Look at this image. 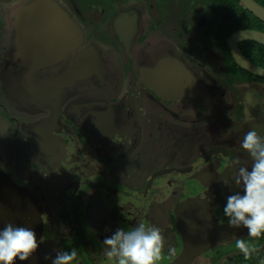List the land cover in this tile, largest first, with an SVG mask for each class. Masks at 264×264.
Here are the masks:
<instances>
[{"label":"flooded vegetation","instance_id":"flooded-vegetation-1","mask_svg":"<svg viewBox=\"0 0 264 264\" xmlns=\"http://www.w3.org/2000/svg\"><path fill=\"white\" fill-rule=\"evenodd\" d=\"M36 1L0 0V170L36 199L43 219L40 258L22 264H51L55 250L73 248L74 264H116L94 250L141 223L161 227L175 248L157 264L180 255L189 264H238L242 251L231 246L251 238L249 251H264V233L232 228L223 213L227 196L242 191L234 162H253L244 134L264 135V78L231 58L234 32L220 41L210 27L213 0L188 5L194 32H157L147 0H85L98 5L90 20L80 0H47L83 36L41 69L19 51L14 21ZM243 43L246 58L264 67L249 55L262 47Z\"/></svg>","mask_w":264,"mask_h":264},{"label":"clouds","instance_id":"clouds-1","mask_svg":"<svg viewBox=\"0 0 264 264\" xmlns=\"http://www.w3.org/2000/svg\"><path fill=\"white\" fill-rule=\"evenodd\" d=\"M242 148L252 159L251 167L239 166L236 160V172L232 177L241 192L228 195L223 213L229 219L232 228H246L249 236L258 237L264 233V135L257 130H248L241 141ZM225 186L229 181H222ZM34 230L28 227L14 226L9 223L0 228V264H15L17 259L28 261L39 249ZM237 247L249 255V247L244 240H237ZM103 255L116 264H157L167 250L168 255L175 254V248L168 244L164 230L156 225L141 223L134 228H118L103 241ZM54 257H46L51 264H74L78 262V251L55 250Z\"/></svg>","mask_w":264,"mask_h":264},{"label":"water","instance_id":"water-1","mask_svg":"<svg viewBox=\"0 0 264 264\" xmlns=\"http://www.w3.org/2000/svg\"><path fill=\"white\" fill-rule=\"evenodd\" d=\"M238 1L244 9L264 23V5L256 0ZM14 21L18 49L35 69H41L68 56L73 47L79 46L82 42L83 34L78 25L70 20L63 10L51 8L47 0H37L29 8L27 6L18 8ZM242 42H251L264 47V30L239 29L226 41L231 58L240 68L264 78V67L246 58L241 52L238 44ZM63 117L67 122L73 121L68 114H64ZM9 223L34 230L38 241L41 240L43 219L36 199L0 170V228ZM259 250L261 247L249 252L253 254ZM40 253L41 244L34 255L40 258ZM235 255H244V253L237 252ZM17 261L22 264L19 259ZM192 261L193 258L180 255L170 264H189ZM222 261L224 259L216 264Z\"/></svg>","mask_w":264,"mask_h":264},{"label":"rangeland","instance_id":"rangeland-1","mask_svg":"<svg viewBox=\"0 0 264 264\" xmlns=\"http://www.w3.org/2000/svg\"><path fill=\"white\" fill-rule=\"evenodd\" d=\"M20 1L21 0H14V6H16L18 4V2H20ZM99 1L102 2V0H99ZM147 1H150L154 5V8L150 9V12L153 16L152 19L154 21H157L160 18V20L158 21L159 25L155 27L157 29V32H175V30L184 31V32H194V31H189L186 29L188 23L185 19L186 14L189 13V11H191V9L189 10V8H187L188 5H190L191 0H147ZM213 2L215 3L217 22H216L215 26L210 24V27L214 28L215 33L221 32V33H219L220 41L223 40L222 38L225 36V33L235 32L239 29L246 28V29L264 30V23H262L260 21L257 22L253 18L248 17V15L245 13V11L243 10V8L241 6H239L238 11H237V7H236V5L233 4L232 0H213ZM78 3H79V6H80L83 14L86 17L85 20H90V19H92V16H96L94 14V11H96L95 8L98 5H92V6L86 5L85 0H80V1H78ZM177 10H178V12H177ZM191 13H192V11H191ZM211 30H213V29H211ZM95 33H97V32H95ZM188 36L190 37V34H188ZM177 40L175 39V41H177ZM175 43L176 42H174V44ZM243 44L245 46L247 44L248 47L252 45V44L247 43V42H245ZM259 54H263V56H264V48L260 49L259 53H258V51H255V52L252 51V53H249L250 58H252L253 60H256V62L259 59V57H258ZM122 190H125V189L121 188V191ZM114 193L117 195L120 194L116 191ZM162 199H159L155 203L156 204L155 208L159 207L160 205H162L165 202V200L162 201ZM158 219H160V218H158ZM244 241L248 245L249 249H251L252 248L251 242L255 241V240H253V238H251V239H247V240L245 239ZM231 247H232V249L240 250L237 247V243L235 245H232ZM94 253H95V255L100 256L98 258H101L102 254H103L102 249H101V251H99V250L95 251L94 250ZM260 257L264 258V251L257 252L254 254H249L247 256L238 255V256H236V258H234V260H236L238 262V264H259V262H257V261L260 259ZM237 262H235V263H237Z\"/></svg>","mask_w":264,"mask_h":264},{"label":"trees","instance_id":"trees-1","mask_svg":"<svg viewBox=\"0 0 264 264\" xmlns=\"http://www.w3.org/2000/svg\"><path fill=\"white\" fill-rule=\"evenodd\" d=\"M233 1V3H235V5H236V7H237V11H238V8H239V6H241L242 8H243V6L241 5V3L238 1V0H232ZM258 3H260V4H262V5H264V0H256ZM243 10L245 11V13L248 15V17H251V18H253L254 20H256L257 22H259V20L258 19H256L251 13H249L246 9H244L243 8ZM246 15V16H247ZM244 29H246V28H244ZM247 43H250V44H252V45H256L257 47H258V45L257 44H254V43H251V42H247ZM247 45V44H246ZM262 48H264V47H262ZM259 50H260V48L258 49V53H259ZM251 51H254V50H250V52ZM255 52V51H254ZM252 53V52H251ZM259 59L257 60V62H260L259 64H261V65H263L264 66V56L262 55V54H259ZM254 61H256V60H254Z\"/></svg>","mask_w":264,"mask_h":264}]
</instances>
